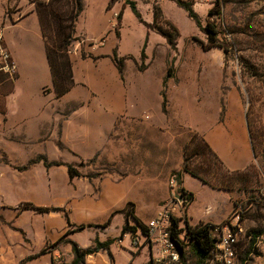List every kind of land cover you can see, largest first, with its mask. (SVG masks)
I'll list each match as a JSON object with an SVG mask.
<instances>
[{
    "label": "crops",
    "instance_id": "1",
    "mask_svg": "<svg viewBox=\"0 0 264 264\" xmlns=\"http://www.w3.org/2000/svg\"><path fill=\"white\" fill-rule=\"evenodd\" d=\"M48 1L0 0V35L17 66L14 79L0 72V264H69L71 243L86 249L95 241L111 244L83 264H133L131 238L139 236V248L146 246L135 220L145 227L170 204L171 179L192 197L183 211L173 208L179 228L185 222L220 225L235 214L245 232L256 228L264 193L251 188L255 153L245 114L229 110L234 96L222 117L221 96L207 97L205 85H180L175 75L165 80L171 51L157 30L145 26L152 24L151 8L143 25L130 22L125 0H81L67 49L73 85L58 97L36 13ZM193 137L227 174L250 182L222 190L185 173V148ZM43 158L55 164L47 168ZM94 158L104 172L100 180L69 177L68 165ZM127 205L132 216L124 214ZM125 225L131 229L123 233ZM247 247L242 238L238 259L264 264V232L253 249ZM141 254L147 264L149 249Z\"/></svg>",
    "mask_w": 264,
    "mask_h": 264
},
{
    "label": "rangeland",
    "instance_id": "2",
    "mask_svg": "<svg viewBox=\"0 0 264 264\" xmlns=\"http://www.w3.org/2000/svg\"><path fill=\"white\" fill-rule=\"evenodd\" d=\"M125 1L127 5L133 3L136 5L135 8L140 7V13L138 11L140 20L129 9L130 22L135 20L138 24L144 25L147 20L146 12L151 8L149 15L157 12L154 27L171 34L172 31L166 25L168 22L178 31L175 49H170L171 56L167 59V69L169 67L172 69L169 78L175 75L179 80L177 84L180 85H205L207 97L220 95L222 117H225L229 110L234 114L237 112L239 115L245 114L247 130L255 153V163L249 169L253 177L251 188L259 195L264 193V0H197L195 8L193 0H183L192 3V9L201 27L209 22L217 31L218 44L222 49L206 50L201 45L207 42L205 34L173 1L135 0L136 3L133 0ZM216 3L220 5L219 14L214 11ZM211 9L214 13L208 15ZM124 23H129L126 16ZM158 63L156 58L153 66L156 67ZM203 70L205 72H199ZM232 95L237 102L233 104V108L227 110L226 102L231 101L228 96ZM201 159L194 162L195 167L200 166ZM43 160L47 168L55 164L49 162L47 158ZM205 164L210 169L213 168L212 162L207 160ZM71 167L77 173L75 178L80 181L100 180L104 174L101 162L96 158ZM190 167L193 166L190 164ZM50 179L51 174L47 173V180ZM22 206L31 207L30 204ZM260 209L256 212L259 218L256 227L259 228L264 225V202ZM44 210L47 212L49 209ZM184 228L180 227L183 231ZM183 231L180 232L181 237H184ZM50 247L52 246H47V250ZM185 248V257H190L188 246L185 245ZM142 252H148V248L142 246L133 249L132 254L135 258L133 264H141Z\"/></svg>",
    "mask_w": 264,
    "mask_h": 264
},
{
    "label": "trees",
    "instance_id": "3",
    "mask_svg": "<svg viewBox=\"0 0 264 264\" xmlns=\"http://www.w3.org/2000/svg\"><path fill=\"white\" fill-rule=\"evenodd\" d=\"M178 7L183 9L187 16L193 20L198 29H201L205 34L207 42L201 43L203 49H214L219 48L222 49L218 44L217 40V31L214 25L206 22L203 27H201V23L192 9V3L189 1L183 0H171ZM129 7L132 13L135 15L137 19L140 20V15L137 12L133 3H129ZM82 8L81 0H49L47 3H39L36 6V13L38 16L40 29L42 36L45 40L46 46V56L49 64L53 89L55 94L60 97L67 93L69 89L73 85L72 73H71V65L67 55V49L70 43L73 41V33H74V23L75 20L80 13ZM215 13L219 14L220 5L216 3ZM213 8V9H214ZM213 9L208 11V15L213 14ZM157 19V12L153 13V21L151 25L145 24V26L149 29H155L157 32L165 38L171 50L175 49V40L178 36V31L176 28L166 22V25L172 31L169 34L166 30H160L154 27V21ZM67 22L68 24H64ZM143 59V54L141 55V60ZM117 68L119 71L122 70L121 62H117ZM172 75V69L169 67L167 69V74L165 77L169 78ZM165 80L163 83V87H165ZM163 97V106L165 104V91L161 92ZM205 157V158H204ZM202 158L201 164L199 167H190L191 162L194 159ZM184 165L183 171L188 173L189 175L201 180L203 183L208 184L209 186L215 189L222 190H232L236 188L238 185L250 182V177H244L241 174L229 175L222 168L221 164L218 160L212 155L207 145L203 142L202 139L193 137L191 139L190 145L185 148V156H184ZM212 162L213 168H209L204 163L206 161ZM195 161V160H194ZM67 172L70 178L77 176V173L74 172L73 168L68 165ZM179 180V175L177 176ZM192 201V197L190 194H186L184 206L186 207ZM40 212H45L44 209H40ZM125 216H132V208L127 205L124 210ZM137 224L142 227V232L145 231V227L142 224L135 220ZM172 224V236H176L183 229L178 228V221L173 219ZM184 241L185 245L188 246V251L190 257H187L189 264H203L205 263L210 255V251L213 249L214 240L211 237V229L213 228L212 224L209 223H201L194 227H190L185 222L184 226ZM84 226L77 227V230L83 229ZM127 225L123 227L122 232L129 230ZM264 232V225L259 228L256 227L249 232H245V239H248V247L247 251L249 252L253 249L254 244L256 243V239ZM111 244V241H106L104 243H99L95 241L93 246L81 249L75 243H71V252L73 255V260L69 264H83L86 256L96 253L99 250H106L108 246ZM45 250H42L43 253ZM246 260L244 255L240 256L239 262L240 264H244ZM149 264V263H147Z\"/></svg>",
    "mask_w": 264,
    "mask_h": 264
},
{
    "label": "built area",
    "instance_id": "4",
    "mask_svg": "<svg viewBox=\"0 0 264 264\" xmlns=\"http://www.w3.org/2000/svg\"><path fill=\"white\" fill-rule=\"evenodd\" d=\"M119 17L117 12L112 14V21ZM113 24V26H114ZM0 72L5 73L9 78L14 79L17 73V66L9 51L3 45V38L0 35ZM171 202L165 208L161 209L155 217L148 221L145 231L142 232L144 244L148 247L150 256L149 264H189L184 246V237L180 233L172 236L173 208L180 207L183 211L185 208L186 193L177 189V183L174 179L169 180ZM176 190L177 194L183 199L178 202L173 195ZM183 218V216H181ZM211 237L214 240L213 249L210 251L208 260L203 264H240L237 257L238 244L242 238H245V229L240 223L237 214L227 219L220 225H212ZM179 228V227H178ZM184 234V231H183ZM139 236L131 238L133 248H138L140 243Z\"/></svg>",
    "mask_w": 264,
    "mask_h": 264
},
{
    "label": "water",
    "instance_id": "5",
    "mask_svg": "<svg viewBox=\"0 0 264 264\" xmlns=\"http://www.w3.org/2000/svg\"><path fill=\"white\" fill-rule=\"evenodd\" d=\"M173 195H174V198L178 201V202H182V198L179 194H177L176 190L173 191Z\"/></svg>",
    "mask_w": 264,
    "mask_h": 264
}]
</instances>
